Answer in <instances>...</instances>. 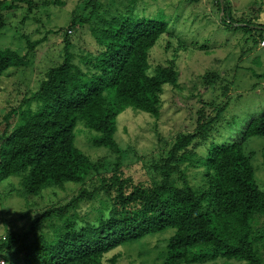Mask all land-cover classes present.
I'll return each instance as SVG.
<instances>
[{
	"label": "trees",
	"instance_id": "1",
	"mask_svg": "<svg viewBox=\"0 0 264 264\" xmlns=\"http://www.w3.org/2000/svg\"><path fill=\"white\" fill-rule=\"evenodd\" d=\"M106 1L88 0L87 5L96 18L90 27L96 53L78 63L66 33L63 61L48 69L0 123V183L13 186L18 180L17 194L26 201L82 186L66 203L31 218L26 229H8L0 237L1 263L105 264L106 255L120 246L171 229L162 264H264V190L244 147L250 137H264V109L241 122L236 140L217 143L224 106L194 133L177 135L150 166L149 183L124 177L117 119L129 108L160 117L165 87H178V73L174 60L154 67L151 52L164 43L166 51L186 49L187 43L163 10L146 16L144 0H127L117 13L112 12L116 1ZM180 1L189 8L202 0ZM212 1L223 26L248 35L255 31L254 46L264 42V25L251 30L249 21L233 15L231 0ZM21 4L33 7L31 0H0V29ZM87 21L75 17L69 31ZM28 43L31 51L39 44ZM29 64L26 55L0 46V78ZM79 123L95 133V147L118 156L112 174H101L76 146ZM190 169L199 173L191 178ZM199 176L200 182L193 183Z\"/></svg>",
	"mask_w": 264,
	"mask_h": 264
},
{
	"label": "rangeland",
	"instance_id": "2",
	"mask_svg": "<svg viewBox=\"0 0 264 264\" xmlns=\"http://www.w3.org/2000/svg\"><path fill=\"white\" fill-rule=\"evenodd\" d=\"M31 1V10L27 4H21L16 15L10 14L4 28L0 29V46L19 51L30 61L27 67L11 68L0 78V123L28 91L37 87L48 69L63 61L66 33L70 35L78 63L81 57L95 54L98 49L90 33L96 18L90 14L91 8H87L88 0H60L61 4H56V0ZM112 1H116L113 13L125 10L127 0ZM144 1L146 4L141 10L145 9L146 16L154 17L157 11L163 10L165 16L172 18L170 25L177 35L187 43L186 49L166 51L164 43L151 52L154 67L167 66L174 60L178 73V87H165L160 117L129 108L117 119L115 137L122 152L120 170L135 183L147 184L153 172L150 166L168 150L178 134L194 133L201 121L215 117L217 110L227 106L219 120L220 129L222 124L223 128L216 142L236 140L241 122L264 109V45L262 40L256 46L252 44V35L258 38L255 31L248 35L243 30L223 26L212 0H202L189 8H185L187 2L180 0ZM108 3L107 0L106 5ZM231 4L233 15L249 21L251 30L259 28L258 24L264 25V0H231ZM75 17H89V21L84 27L69 31ZM29 41L39 42L33 51ZM202 46L205 49H200ZM76 134V146L100 166V173L112 174L118 156L106 148L95 147L91 142L95 133L89 132L83 124L77 125ZM244 147L246 153L252 155L255 180L264 190V137H250ZM198 173L193 169L189 171L191 178ZM192 182L199 183L200 176ZM11 183L13 186L8 182L0 183V237H4L8 229H26L31 218L48 207L66 203L82 188L68 185L65 190L46 191L41 197L26 201L17 194L18 180L13 179ZM173 232L169 229L124 244L106 255L105 264H111L109 260L115 256V264H162L164 239ZM217 264L243 263L218 260Z\"/></svg>",
	"mask_w": 264,
	"mask_h": 264
},
{
	"label": "built area",
	"instance_id": "3",
	"mask_svg": "<svg viewBox=\"0 0 264 264\" xmlns=\"http://www.w3.org/2000/svg\"><path fill=\"white\" fill-rule=\"evenodd\" d=\"M263 45H264V42H263ZM3 264V263H2Z\"/></svg>",
	"mask_w": 264,
	"mask_h": 264
}]
</instances>
